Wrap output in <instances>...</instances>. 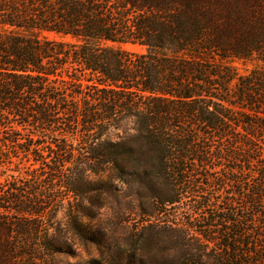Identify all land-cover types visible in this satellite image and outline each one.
<instances>
[{
  "label": "trees",
  "instance_id": "1",
  "mask_svg": "<svg viewBox=\"0 0 264 264\" xmlns=\"http://www.w3.org/2000/svg\"><path fill=\"white\" fill-rule=\"evenodd\" d=\"M0 26L75 39L0 32V264H264V69L221 62L264 63V0H0Z\"/></svg>",
  "mask_w": 264,
  "mask_h": 264
},
{
  "label": "rangeland",
  "instance_id": "2",
  "mask_svg": "<svg viewBox=\"0 0 264 264\" xmlns=\"http://www.w3.org/2000/svg\"><path fill=\"white\" fill-rule=\"evenodd\" d=\"M0 32L4 34H13V33H20V34H29L32 36H38V37H45V38H55V39H66V40H75L72 38H63L60 36H56L54 34L46 33V32H29V31H20L15 28L11 27H3L0 26ZM109 47H112L114 49H122L126 51L136 52V53H145L150 52L151 50L139 45H133L130 43H115V44H108ZM166 54L170 55H183L180 53L175 52H166ZM221 62L225 64H230L234 66L240 73L245 74L253 69H264V63L259 62L257 59H250V60H221ZM20 170L23 171L22 165L18 166ZM15 164H1L0 165V180L4 182V180L9 177V175L16 174L15 172ZM97 256V250L94 247H90L88 249L85 248H79L78 249V257L77 258H63V262L65 263H76V262H85L91 257Z\"/></svg>",
  "mask_w": 264,
  "mask_h": 264
}]
</instances>
